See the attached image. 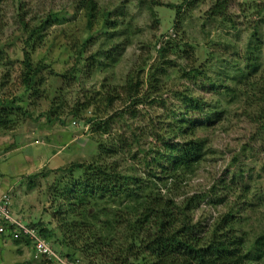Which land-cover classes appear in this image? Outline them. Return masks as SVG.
<instances>
[{
    "label": "trees",
    "instance_id": "obj_1",
    "mask_svg": "<svg viewBox=\"0 0 264 264\" xmlns=\"http://www.w3.org/2000/svg\"><path fill=\"white\" fill-rule=\"evenodd\" d=\"M72 1L50 0L52 4L48 8L53 6L44 15L31 14L22 7L18 10L15 23L25 38L23 58L18 64L23 95H28V99L4 96L3 89L6 83H12L15 66L1 47L0 130L15 131L27 120L34 119L33 110L40 99V75L46 67L35 60V55L46 48V30L59 13L71 8L83 11L88 26L77 41L74 40L76 35L71 36L72 50L77 53V71L56 77L86 83L96 74L108 72L122 59L120 55L112 56L108 47L117 37H124V44L130 41L129 29H120L122 24L133 27L125 24L124 14L102 0H76L75 5L70 4ZM205 2L212 3V19L227 20L229 0H184L181 6L170 7L175 12L174 36H167L168 42L157 50L159 60L149 68L147 75H144L147 64L141 65L136 72H129L125 85L111 91L113 94L105 100L106 108L102 111V115L107 113L104 118L84 120L83 114L91 104H82L80 100L71 107L63 98L50 105L45 113L49 124H63L61 118L71 115L74 120L89 125L99 145L98 155L90 163L76 162L53 172L58 176L50 187V194L54 201L60 199L53 215L60 223V234H53L43 221L33 223L22 219L12 201L15 196L10 195L15 191L3 192L10 195L14 214L29 228L39 230L53 251L67 263L264 264V228L257 233L242 228L245 211L264 207V197L255 194L250 184H243L247 180L244 168L235 167L231 175L232 180L241 181V186L223 180L205 193L191 195L182 189L183 180L196 174V167L207 159L206 141L198 138L197 132L227 124L229 119L224 116L232 104H237L240 110L243 104V117L254 129L252 138L264 142V72L260 73L258 58L249 56L242 69L235 71L234 66L214 78L209 76L206 66H197L194 60L191 65L180 68L177 75L179 82L184 81L181 91L172 92L174 87L166 84L171 79L168 70L175 68L173 64H177V60L168 63L164 60L170 56L185 60L192 51L193 57L195 55L194 46L179 39L185 25L183 10L185 6L192 10ZM151 6L149 12L154 17L153 7L157 3L152 1ZM122 19L124 22L120 25ZM94 26L100 28H97L98 37L92 35ZM66 33L64 30L62 34ZM93 43L99 44V49ZM189 47L192 51L187 49ZM90 48L95 51L88 55ZM150 59L146 58L143 63ZM227 81L232 88L225 86ZM191 86L198 90L194 92ZM167 88L173 100L178 101L176 105L173 100L163 98ZM221 89L225 92H220ZM118 90H123L125 96ZM200 91H209L217 100L208 103L200 98ZM117 100L127 103L126 106L116 107ZM155 104L166 106V110L147 113L146 106ZM140 117L142 122L137 128L133 123ZM33 143L44 146L35 140ZM40 176L48 177L43 173L31 179ZM248 178L251 183L252 176ZM204 203L210 208L222 205V210L214 208V215L201 214L202 218L196 219ZM5 240L13 243L19 255L22 247L31 248L33 260L39 264H61L56 259L36 257L33 241L22 233L18 239H14L12 233L1 234L0 250Z\"/></svg>",
    "mask_w": 264,
    "mask_h": 264
},
{
    "label": "rangeland",
    "instance_id": "obj_2",
    "mask_svg": "<svg viewBox=\"0 0 264 264\" xmlns=\"http://www.w3.org/2000/svg\"><path fill=\"white\" fill-rule=\"evenodd\" d=\"M102 1L121 11L125 24L133 25L129 28L122 24L124 19L119 21L120 25L122 24L121 31L129 29L127 35L130 41L124 44V37H117L114 43L109 44L114 47L112 49L108 47L112 56L120 55V58L123 56L122 59L117 60L115 66L108 72L102 71L86 83L81 81L78 84L75 78L64 81L61 77H56L57 74L77 71V53L72 50L71 36L76 35L74 40L77 41L84 27L88 26V19L83 11L76 12L71 8L59 13L58 18L51 19L46 30L48 38L46 48L35 55V60L43 62L46 67L40 75L42 80L39 83L40 99L33 110L34 119L27 120L15 131L0 130V191L14 189L9 188L5 180L9 181L11 175H17V178L9 182L16 190L13 195L10 193L11 197L15 196V200L12 201L15 202L16 212L28 222L43 221L46 227L57 235L61 232L60 223L53 215L59 208L60 199L54 201L50 194L52 189L50 187L54 186L58 176L53 172L76 162L90 163L98 155L99 145L90 131L91 128L83 121L74 120L70 115L61 118L65 122L63 124L59 122L49 124L45 113L49 111L50 105L63 98L68 100L70 107L77 100L82 104H91L89 110L83 114L84 120L97 116L104 118L107 114L102 115L106 108L105 100L113 94L111 91L125 85L129 72H136L139 67L147 64L144 72V75H147L149 68L159 60L157 50L168 42L167 36H174L172 32L175 12L170 7L181 6L184 0ZM152 1L157 3V6L153 7L154 17L149 12ZM72 2L70 4L75 5L77 1ZM0 3V28L3 26V32L0 33V48L3 47L8 52L15 66L12 83H6L3 89L4 96L9 98L23 96L24 99H28V95H23L18 64L23 58L25 38H22L20 27L15 23L16 14L22 7L31 14L44 15L53 5L48 8L52 4L50 0H0ZM211 7V2H205L192 10L185 6L187 9L183 10L185 25L179 39L194 46L195 55L193 57V51L189 47L187 49L192 52L187 59L180 60L170 56L164 60L165 63L177 60V64H173L175 68L168 70L171 79L166 84L170 88L174 87L171 89L172 92L183 89L184 81L179 82L177 75L180 68L182 70L186 65H191L194 60L197 66H206V70H210L209 76L213 78L221 72L228 71L227 69H234V66L235 71L242 69L246 66L245 59L249 56L260 60V73L264 72V0H229L227 20L223 17L212 19ZM96 26L93 27V37L99 35L97 30L100 28ZM64 30L67 31L66 34H62ZM92 45L98 49L100 47L97 43ZM93 51L95 49L90 48L88 55ZM146 58L151 59L143 63ZM179 83L181 85H178ZM225 86L232 88L228 81ZM191 88L194 92L198 90L192 86ZM168 89L163 93V98L171 101L173 97L168 94L170 90ZM223 91L225 92L223 89L220 90ZM117 92L125 96L123 90ZM198 94L208 103L217 100L209 91H200ZM121 101L117 100L115 106L118 108L126 106L127 103L122 104ZM172 102L175 105L178 103L177 100ZM236 105L232 104L228 108L230 113L226 110L224 117L229 119L227 124L215 125L211 129L197 132V137L206 141L207 159L196 167V174L189 175L183 180L184 192H190L191 195L197 192L205 193L223 180L236 182L231 177L236 167L244 168L247 173V180L243 184L245 186L250 184L255 194L264 197V142L252 138L254 129L243 117V104L241 110ZM146 110L149 114L162 113L166 106L147 105ZM140 118L133 123L137 128L142 122V117ZM74 122L77 123L74 125ZM139 133L143 134L141 131ZM104 138L107 139V136ZM34 140L44 146L34 144ZM43 173L48 177L31 179L35 174ZM249 176H252L251 183L248 182ZM240 184L241 181H237L235 186H241ZM214 208L222 210V205H212L210 208L207 204H202L200 211L196 213V219L202 218L201 214L204 217L214 215L216 212ZM244 214L241 219L242 228L246 232L257 233L259 229L264 228V207L247 210ZM2 248L0 264H39L33 260L31 248L22 247L19 255L10 240H5Z\"/></svg>",
    "mask_w": 264,
    "mask_h": 264
},
{
    "label": "built area",
    "instance_id": "obj_3",
    "mask_svg": "<svg viewBox=\"0 0 264 264\" xmlns=\"http://www.w3.org/2000/svg\"><path fill=\"white\" fill-rule=\"evenodd\" d=\"M74 125L76 123H73ZM13 234L18 239L20 234L28 236L36 248V257L45 256L56 259L61 264H69L61 259L51 248L49 242L41 235L39 230L29 228L21 218L17 217L11 209V197L8 193L0 194V235Z\"/></svg>",
    "mask_w": 264,
    "mask_h": 264
},
{
    "label": "crops",
    "instance_id": "obj_4",
    "mask_svg": "<svg viewBox=\"0 0 264 264\" xmlns=\"http://www.w3.org/2000/svg\"><path fill=\"white\" fill-rule=\"evenodd\" d=\"M15 178H17V175H15V174H14V175H11V180H12V179H15ZM11 180L8 181V180L6 179L5 181L7 182V185H9V188H14V189H11V190H13V191L16 192L15 187H14L12 184L9 183V182H11ZM3 192H4V191H3ZM3 192L0 191V194H2Z\"/></svg>",
    "mask_w": 264,
    "mask_h": 264
}]
</instances>
